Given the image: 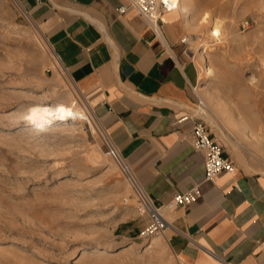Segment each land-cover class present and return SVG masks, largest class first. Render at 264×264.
I'll return each instance as SVG.
<instances>
[{"label": "rangeland", "instance_id": "1", "mask_svg": "<svg viewBox=\"0 0 264 264\" xmlns=\"http://www.w3.org/2000/svg\"><path fill=\"white\" fill-rule=\"evenodd\" d=\"M184 6L189 30L181 54L199 69L198 115L239 166L264 174V0ZM215 20L219 41L209 37ZM205 44L214 48L206 53L209 80L198 58ZM66 94L88 119H27L30 108L53 106ZM83 99L19 1L0 0V264H189L168 232L142 236L148 214Z\"/></svg>", "mask_w": 264, "mask_h": 264}, {"label": "crops", "instance_id": "2", "mask_svg": "<svg viewBox=\"0 0 264 264\" xmlns=\"http://www.w3.org/2000/svg\"><path fill=\"white\" fill-rule=\"evenodd\" d=\"M18 1L145 192L164 204L199 186L194 204L167 214L173 250L189 264H264V174L225 149L235 172L207 182L192 146L203 101L181 54L185 11L165 13L155 33L128 0Z\"/></svg>", "mask_w": 264, "mask_h": 264}, {"label": "built area", "instance_id": "3", "mask_svg": "<svg viewBox=\"0 0 264 264\" xmlns=\"http://www.w3.org/2000/svg\"><path fill=\"white\" fill-rule=\"evenodd\" d=\"M128 2L147 21L155 33L159 31L163 23V15L176 9L178 5L177 0H128ZM126 8V6H121L118 11L123 13ZM242 27L248 28L249 22H244ZM184 42L185 40H183ZM105 145L108 155L113 158L122 172L133 181L142 201L143 208L148 214L149 222L141 232L145 239L163 234L170 226L173 227L167 218V214L178 207L187 208L191 206L200 197V188L199 186H195L188 191L177 192L172 200L167 203H157L140 186L132 168L125 162L119 150L107 136L105 138ZM192 146L194 149L204 153L205 181L214 182L217 176L222 173L232 174L235 172L236 166L234 161L227 155L224 145L213 138L209 126L201 117H197L193 128Z\"/></svg>", "mask_w": 264, "mask_h": 264}, {"label": "bare ground", "instance_id": "4", "mask_svg": "<svg viewBox=\"0 0 264 264\" xmlns=\"http://www.w3.org/2000/svg\"><path fill=\"white\" fill-rule=\"evenodd\" d=\"M177 1H178V5L176 9L180 6L182 10L185 11L184 3L187 0H177ZM207 18L208 16H205L202 21L207 22ZM222 36H223V33H222V28L220 26V22L217 20L213 21L212 28L209 31V37H211L215 41H219L222 38ZM204 47H205L204 51L199 53L198 58H199V61L205 65V68L203 70V78L205 80H209L214 76V70L210 65H208V62L206 59V53L207 51L213 50L214 48L207 44H205ZM199 90L201 91L202 87ZM66 95L68 96L67 98H63L62 101L54 104L53 106H34L30 108L29 112L27 113V119H29L30 121L39 120L38 122H45V123H50L53 119L67 120L70 118H74L80 122H83L82 121L83 119H88L87 113L85 111L86 109H84L83 107L79 105L76 97L71 94H66ZM228 132L231 133L230 131ZM248 135L249 133L246 136L249 137L250 135L249 136ZM168 230H174V228L170 226L167 230L164 231L163 234H165ZM157 241L158 239H153L152 243L154 244V242H157ZM117 246L118 245H108V248L111 249ZM75 255L76 253L73 254L72 256H75Z\"/></svg>", "mask_w": 264, "mask_h": 264}]
</instances>
